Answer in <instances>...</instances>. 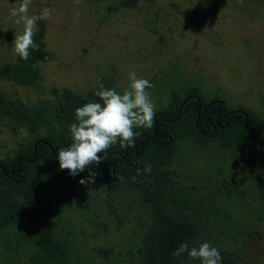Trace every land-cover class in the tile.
I'll list each match as a JSON object with an SVG mask.
<instances>
[{"label":"rangeland","instance_id":"rangeland-1","mask_svg":"<svg viewBox=\"0 0 264 264\" xmlns=\"http://www.w3.org/2000/svg\"><path fill=\"white\" fill-rule=\"evenodd\" d=\"M20 3L0 0V69L18 57L13 41L23 26L10 11ZM43 8L52 13L38 21L49 55L35 64L38 89L0 79V159L34 138L25 115L51 117L71 97L94 96L101 83L123 93L130 71L154 85L148 91L155 111L171 93L196 87L208 102L264 115V0H32L30 14ZM72 123L58 127L69 142ZM170 173L179 202L163 209L192 226V247L210 242L220 264H264V205L236 153L181 143ZM40 199L69 264H144L154 215L137 192L94 195L56 172ZM17 234L2 230L0 264H26L34 251ZM3 235L13 257L1 249ZM182 264L201 262L188 257Z\"/></svg>","mask_w":264,"mask_h":264},{"label":"trees","instance_id":"trees-1","mask_svg":"<svg viewBox=\"0 0 264 264\" xmlns=\"http://www.w3.org/2000/svg\"><path fill=\"white\" fill-rule=\"evenodd\" d=\"M37 29L34 40L38 49L32 50L27 60L18 56L14 63L0 69V79L38 89L35 64L46 62L49 55L43 44V24L38 22ZM89 102L101 101L95 95L71 97L68 104L51 110V117L36 112L28 120L25 115L22 122L34 133V138L14 154L0 159V234L2 230L15 228L19 238L34 247L26 264H69L40 193L45 181L56 172L78 181L88 176V169L70 176L68 170L59 168L57 156L60 148L71 143L58 127L76 122L75 109ZM135 131L138 134L134 146L121 148L117 143L110 147L107 160L90 166L96 172L94 183L83 187L94 195L126 187L151 206L154 231L143 244L144 264H182L188 258L187 253L179 257H173L172 253L185 242L192 248L195 237L192 226L183 219H174L163 209L166 205L177 207L179 202L174 195L170 166L181 143L197 150L236 153L251 171L264 205V115L258 117L243 107L228 109L217 100L208 102L196 87H190L182 96L170 94L164 108L156 110L151 128ZM149 165L150 173L145 171ZM1 249L13 257L6 236Z\"/></svg>","mask_w":264,"mask_h":264},{"label":"clouds","instance_id":"clouds-1","mask_svg":"<svg viewBox=\"0 0 264 264\" xmlns=\"http://www.w3.org/2000/svg\"><path fill=\"white\" fill-rule=\"evenodd\" d=\"M32 0H21V3L10 11V18H15L22 31L14 36V51L21 59L27 60L31 51L38 49L34 35L37 23L51 17L52 10L43 8L38 15L30 14ZM129 87L118 92L114 88H105L101 83L95 96L101 102H89L75 109V121L70 125L71 143L58 151L57 159L61 170H68L70 176H77L89 170L80 184L94 183L96 172L92 165H99L108 159L107 150L119 143L121 148L134 146L137 128H151L156 115L155 104L148 89L154 85L147 79L138 78L135 71L128 73ZM103 153V155H100ZM145 171H151L149 165ZM122 179V178H121ZM187 253L201 264H220V251L210 242H202L198 247L189 248L182 243L172 255L179 257Z\"/></svg>","mask_w":264,"mask_h":264}]
</instances>
